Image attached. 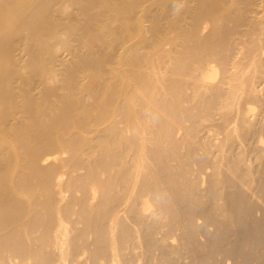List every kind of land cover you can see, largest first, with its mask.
<instances>
[{
  "label": "rangeland",
  "instance_id": "374dc122",
  "mask_svg": "<svg viewBox=\"0 0 264 264\" xmlns=\"http://www.w3.org/2000/svg\"><path fill=\"white\" fill-rule=\"evenodd\" d=\"M52 1H50L49 9L52 13L53 20L57 21V23L60 20V24L65 27L69 25L68 23L70 24L72 23L71 25L74 24L76 26V30H75L76 32L66 35L64 30L60 28L58 29L57 26H56L57 28L52 30L50 33L47 34L45 32V34L48 36L44 34L42 37L45 38L46 43L49 42L47 45L49 46L51 45V48L48 47V50H47V46H45L46 52H44V49L40 50L36 46H34L37 39H34V38L29 39L30 41L32 40V45L30 44L31 42L28 41V37H27L28 32H26L29 30L28 26H21L22 28L19 27L17 30L19 29L20 30L19 31L16 30L17 33H15L16 32L15 31L14 34L12 35L10 34L11 31H9L8 29L6 31L7 33L4 32V34L6 33L5 37H8V40L10 42V55L9 56L11 59V64L6 69L11 75L10 91L12 93L11 99L13 101L10 103L8 102V104L5 106L2 121L8 124L9 127L20 126V125L22 126L23 123L28 121L27 120L28 114L26 115L24 111H21L23 109H20V106H19V104L21 105L23 103V95H26V93L28 96L27 98L28 100L31 99V102L36 101V102L41 103V106H44V108L41 107L43 108L44 113L45 112L50 113V111L52 112V111H55L56 109L58 110V111L56 110L57 113L62 112L59 109L62 108L63 110L66 107V106L64 107L63 104L66 103L65 105H67V102L65 101H68L67 99H70V98L66 99V97H68L69 93H71L70 94L71 98L75 100V101L72 100L73 101L72 103H74V105L70 102L71 100L68 101V104L70 102V104L73 105L69 107L71 108L74 107L75 109L73 112L74 116L80 117L83 114V110L89 111V108H90L91 111H89V113L92 119L98 117L100 111H99V108H97L98 105H96L97 104L96 96H99V95H96V94H98V92L101 91V88L104 85L108 83L113 85V83H115L114 84L115 87L113 86L114 87L113 89L123 94L122 92L123 90L122 91L118 90V88L122 89V86H123V84L121 83L122 81L120 82V80H118L117 78L113 80L109 78V76L112 70L115 71L120 68L121 66L120 61H122L123 60L122 57H124L123 54L126 55L128 53V50L129 52H132V51L134 53L137 52L138 54L136 53L137 54L136 57H139L138 58L139 60L137 59L136 62L140 61L138 63L135 62L136 65L135 63L132 64L133 66L134 65L138 66L137 67L138 69L135 66L134 67L132 66L133 70H131L132 69L131 66L126 67L127 71L130 68L129 72L131 71V73L132 71L136 69H137V72L139 70V73H140V69H144L145 71L149 69L148 64L145 65V63H142L146 61L147 57H148L147 60H149L150 56L152 58L153 56H155L154 58H156L155 59L156 62L154 61V58L152 61H154L155 63H158V64L161 63L164 65L165 62L166 64L167 62H169L168 56L173 55L172 52L175 53L176 51L177 53H179L180 51L181 52L185 51L191 46L192 47H194L195 45L198 46L199 44L203 42L208 43L212 47H219L218 45L221 44L220 46L229 45V46H232L233 48L234 46L236 48L237 47L242 48V49L244 48L242 51V54H240L241 56L239 57L241 60L240 62L243 64L249 63V54L246 53L249 43L257 44L259 48L264 52V0H118V1L113 0L112 2L111 0L110 1L109 0H104V1L102 0H88L87 1L86 0L85 3H84V0H81V1L80 0H52ZM119 1L121 2L118 3ZM81 2L83 3V5L86 4L85 7L82 5ZM114 2L116 3V5H118L119 7L118 9H117V6H115ZM108 3L109 4L114 3L113 5L111 4L113 7L108 5ZM103 5H104V8H103ZM65 7L67 8V10ZM87 20L90 23L87 22ZM57 25H59V23ZM129 31L132 32L133 35L131 33V36H129L130 35ZM112 34L116 36L113 38L114 35ZM99 36H101L100 37L101 39L99 38ZM24 37H25V41L29 43L28 45L24 41ZM249 40L252 42H250ZM124 41H126V43ZM133 48L135 50H133ZM50 49L52 50L49 52ZM177 49H181V50L178 51ZM167 51L169 52L171 51L170 55H169V52ZM40 52L46 53L45 56L47 57L46 60H41L42 61L41 71H40L41 73L40 72H39L40 74L35 73L36 75L31 73L34 76L33 77L29 76L30 78L29 80L25 79L26 77L24 76H26V73H27V68H26L27 65L32 60H34L36 57H38L40 55ZM165 55L168 59H166ZM158 58H160V60ZM259 59H260L259 63L261 65V68H263L262 69L263 71L261 70L262 73L259 76L257 75V78H255V90H256L255 97L250 96V95H248L249 96L248 97L246 96L247 94L244 95L243 98H241L240 100V103H239L240 107L238 106L236 110L234 111V113L230 114V116L231 115L232 116L231 117L229 116V118L233 122L231 123V126L229 127L230 129L232 128L230 130L231 131L230 134L232 133L231 136L229 135L230 137L228 136L229 132L227 130L225 131L223 130V127L225 126L227 118L225 117L223 118L220 115H214L213 118L209 119L208 121L204 119L201 122V124L200 123L196 124L197 120L194 122V120L186 119V121L184 122V126L186 125L185 128L183 127L184 129L182 128L181 130H179L178 133L175 134L176 136L174 137V139L170 140L168 138L164 140L165 144L163 145V150L165 149V151H164L163 157L155 156L154 147H150L151 148L150 151L148 148L149 146L145 149V152L147 153L144 155L145 156L144 164L146 165V168L142 169L140 174L143 176L152 175L153 176L152 180L153 181L155 180L153 182L155 189H152V190L150 189V191L147 190L145 193H143V194H146L144 196V200L150 199V204L151 203L152 204L148 211H146L145 213H140V215L137 214L135 210L131 208L130 206L127 208V210L124 209L121 212L120 214L121 216L119 218L120 220L118 221L116 228H115L116 231L114 232V237H115L114 240L115 242H117L115 244L116 246L118 244L117 249L119 247L118 249L119 253L117 254V256H115V258H111V255H110L111 253L110 248L112 247V242H111L112 235H110V233L108 232L109 230L107 229V226L109 224L110 215L112 214L110 212L115 207L120 205V203L124 201L123 199L126 198V194L125 192H123L124 191L123 186L125 184L124 181L126 180H124V178H123L124 181L122 180V177L124 176L122 174L124 173L126 169L122 166V164L127 165L126 162H128V159H132V157L129 158V156L127 155L122 156V154L120 155L119 153H118V156H120L121 158L117 156H116L117 158H115L114 155L113 157L104 156V154L102 153L103 154L102 155L100 150H97L98 148H95V147H98L96 145H98L99 143L98 140L100 139V137L102 136L105 137L106 133H108L107 126H109L111 122L115 121V124H117V127H120V126L121 127L120 129L116 127V130L118 129V133L112 132L111 135L109 133L107 137L112 136L113 133H114L113 137L114 135H116V139L115 137L114 138L111 137V139H109L110 137H108L109 145L115 148L114 149L115 155L117 154L116 148L117 150L120 149L118 145H119V140L120 139L122 140V136H120V134H122L121 128L122 129L123 127L125 128V124L122 122L120 123L119 121L120 117H115V115L113 117L112 116L113 113H111L113 112V110H115L114 108L117 106L119 102L118 99L122 97L121 94L120 95L118 94L120 96L119 97L117 95V92L115 94L114 99H112L113 101H110V103H113V104L110 105L109 103V106L114 107V108H110L108 106L109 108L105 110V112H107L108 115L112 114L110 116L113 118V119L110 118L111 122H108L109 123L108 125L106 123L104 124L106 125L105 129L103 128L104 127L103 125V126H98V129L93 128L91 129V131L85 133V136L87 135L86 138L89 137L88 139L86 138L85 139L87 142H90V144L88 143L87 146H84L85 147L84 150L86 152L87 151L86 148L88 149L92 148L90 152L88 150L87 153H85L83 151L84 147H82V150H79L80 152H78L79 155L77 154V157L72 161L68 159L69 156L67 155L69 154L62 153L64 155L59 154V156H62L64 159L62 157H61L62 159L59 158L60 160H57L54 163L55 166L53 165V163L52 164L48 163L47 165V163L43 164V162H42L43 165L39 163V166H38L40 172H38V174L36 175L37 176L41 175V178L40 176H38V178H36L37 180L43 179L42 181H45V178L47 177L45 176H44L45 178L42 177L43 175H46L45 172L46 173L50 172L52 174L53 172H56L57 175L55 177L53 175V178L63 177L64 184L67 180H68L67 182L70 181L69 183L66 182L69 188V191H67L66 196H67L68 203L70 202L71 204L72 202L71 204L72 208L69 206L68 208L66 207V209L64 208L66 212H62V214L64 216H68V214H70V216L72 217L69 216L68 218L76 222L77 224L71 223L72 222L71 221L68 225L70 227L69 228L70 233L68 236V240L69 239L70 240L68 241L69 243H67L66 249H68V251L65 250L64 258H62L60 254H58L59 253L58 248L53 247L54 236L52 234L55 228L49 231L45 230L47 226H50V228H53V226L54 227L56 226L55 224L59 217H57L58 214L56 212L57 205L53 206L54 205L53 203L57 201L56 199L57 191L59 189L64 190V188L67 187V186L65 187L64 184H62L63 187L58 186V185H53L55 183L52 182L50 185L54 187H50V185H48L49 187L47 186L50 190V191L48 190L49 192L47 191V187H46V192H45L44 187L41 186V189L40 187H38V190H39V192H37L38 195L43 196V193H44V196L45 195L47 196L49 194L47 198L45 196L46 199H44V197L41 198L43 203L46 204L47 207L43 205V203L41 204V201L39 204L43 205V207H41L40 205L36 206L38 208L40 206L41 209L39 208V211L40 213L42 212L41 214L38 212L37 210L38 208L30 207L29 205L28 207H26V211H25L24 210L25 203L20 199H17L18 200L17 201L16 200L17 196H15L16 195L15 193H13L15 201H11V198L12 200L14 198L13 196L10 197V194L4 195L5 198L7 196L8 199L10 197L11 202L8 201V199L3 198V196H0V203L2 202L1 204L5 205L4 206L0 204V207H1L0 210L3 211L0 213V215L4 214L5 212L4 210H6L5 214L1 217L2 218L5 217L8 220L6 221V219L3 218V220L5 221L2 223L3 220L0 217V221L2 224L0 226H3L2 228L1 227L0 228L1 230L2 229L4 230L6 228L5 229L6 234L10 233L11 231L14 232V233L11 232L12 235L8 234L9 238L7 237L6 234H5L6 235L5 237L3 230L2 232L4 236L2 235V233L0 234V237L3 236L1 238L5 237L4 241L3 239L1 240L0 238L1 240L0 243L2 242L1 247H0L2 249L0 250V257L2 255V252L5 250L3 252V256L1 257L2 263L0 262V264H19V263L20 264H38V263L39 264L40 263L41 264H51L50 262H52V264H264V64H263L264 57L263 58L259 57ZM211 62H213L214 64L210 63V66L214 65L215 67L213 66L214 67L213 71L217 73L214 79H211V82L213 81V83L214 82L217 83L218 80H220L222 76V73H221L222 64L219 63L218 61L217 63L216 60L211 61ZM161 64L160 66L162 68L164 67L165 69L166 65L163 66ZM86 65L88 67V70L85 69ZM141 65L142 67L145 65L147 69L144 68L145 66L143 68H140L139 66ZM82 66L84 67L82 68ZM18 70L20 71L18 72V75H17ZM87 71H90L89 75L87 74L88 73ZM51 72L57 73L58 79H59V80L57 79L58 81L57 83H54L53 81H51L50 79L51 74H52ZM93 73L96 75H94ZM85 75L88 78L85 77ZM71 79L73 80L74 83L72 82ZM115 80H117L116 82L118 83H116ZM87 83L88 84L92 83L93 87H90V89L93 88L94 90H89V88H87V85H88ZM119 83H121V85ZM70 85H71V88L73 87L72 91L68 89ZM116 85L118 87L117 89H116ZM98 87L100 89H98ZM210 91L212 90L207 91V94L205 98L203 99L207 100L209 97H211L210 95H213V91L212 92ZM209 92L212 94H210ZM93 93L95 95H93ZM188 94L191 96L193 94V91L191 89L188 90ZM77 96L80 99L82 97V100H80ZM7 98H10V96H8ZM189 99L190 98H188L187 100ZM115 100H118V101L116 102ZM187 100L185 101V105H187V107L192 106L191 104L194 105V103L195 105H197L196 102L191 103L190 100L189 101ZM46 102H50V103H46ZM94 103H96L95 104L96 106L94 105ZM89 105L92 108H94V111L92 110L91 107H89ZM81 106H83L84 109ZM75 107L76 108L79 107V109H76ZM108 109L109 110L112 109V110L108 111ZM201 110L203 112H201ZM196 111L198 114L200 112L199 114L200 117L202 116V114L205 117L206 111L203 106L197 105ZM94 112H96V114H94ZM238 112H241V113L243 112V114L247 115L244 120L243 118L240 117L243 121L242 120L240 121V118H238L239 120L236 118ZM79 113H80V116H78ZM107 113L105 114L107 115ZM97 114L98 116H96ZM202 118L203 116L201 117V120ZM236 119L238 121H236ZM210 126H212V128ZM213 127H215L216 129ZM41 129L43 128L41 127ZM233 129H235V131H233ZM119 130H121L120 133H119ZM147 130L148 129H146L145 133H147ZM44 131L45 130L43 129V131H41V134L39 132L38 133L39 135L33 136L35 138V139L33 138L35 141H38L39 139L41 140L42 138L41 147H44V148L39 149L40 153L42 154L40 158L48 154L47 151H49L48 148H45L46 147L45 143L48 141V138H46L48 137V133L45 132L46 133L45 135ZM131 132L126 131V134L128 135V137L132 136ZM118 134L121 138L118 136ZM153 136L154 135H152L151 137ZM93 138L94 140H92ZM113 139L115 141H118V143L114 142ZM94 141L96 144L94 143ZM131 141L133 144L131 143ZM91 142H92V145H91ZM129 142L127 143V145L131 144L130 146L135 145V142H136V145L140 143V142L138 143L137 140L136 141L129 140ZM92 146L93 147L95 146V147L93 148ZM1 147L2 146H0V148ZM132 147H135V146H132ZM94 149H96L97 152ZM5 150L7 149L5 148ZM53 150L54 152H57L56 149H53ZM53 150H50L49 152H53ZM92 151L96 152L97 154L93 153ZM88 152L93 155L91 154L89 155ZM5 153L6 151L4 152V148H3V153L0 154V168L2 169L4 167L5 168L4 170L6 171L5 165L7 164L5 163H6V160L9 158V155H6ZM80 153H82L83 155ZM85 156H86V159H85L86 163L85 161H83ZM80 157H84V158L81 159ZM122 157H123L122 161L118 160V158L122 159ZM91 158L93 159V161ZM143 158L144 157H142V162L144 160ZM124 159L125 160L127 159L126 162ZM67 160H69L72 163H70ZM116 160L121 161V163L117 165L116 163L118 161L116 162ZM59 161H61L60 164L64 162L65 163L67 162L70 164L76 163L77 168L75 169V171L74 169H72L74 173L70 171V173L67 172L66 174V172H64L66 171V169L63 168V164L62 166L59 164ZM129 161L131 162V160ZM101 162L103 165L111 163V162L112 164L115 163L116 165L114 166L116 168L114 170V166L111 164L112 167L110 166L108 171H105L102 168L103 165L100 164ZM78 164L82 167V169L84 167V169L83 170L80 169L81 167H79ZM40 165L42 167H40ZM56 166H57V170L58 168H61V170L63 169L64 171L55 170ZM85 166L91 169L92 168L95 169V171L98 173H96L95 175V171L94 172L93 170L90 171V169L88 170V168ZM98 167H100L101 169ZM119 167L121 168L123 167V169L120 168L122 173H120ZM1 169L0 171L4 173L5 171ZM77 169L78 171H76ZM42 170L43 171L45 170V171L43 172ZM87 170H88V174H85ZM109 170L111 174H109ZM80 173H82L85 176L87 175L86 179L88 178L89 179L88 180L84 179L85 177H83V175L81 174L84 180H82L80 184L79 183L77 184L78 180L81 181L82 179V177L79 175ZM64 174L66 177L64 176ZM98 174L100 175V177ZM104 174L105 175L107 174V175L105 176ZM67 175L69 177H67ZM91 175L92 177L93 176L95 177L97 176V178L99 177V181L104 186L108 184L110 190L109 191L107 190L108 191L107 196H108V193H110V191L112 192V194H109V196L110 195L111 196L107 197L108 200L110 199V201H107L109 203L106 202L107 200L106 198L105 201H102V203L100 202L101 205H99V203L93 207L82 205L83 200H84V196H83L84 194L82 190L85 189L84 186L91 187V185H93L94 183L93 181H89L94 178V177L92 178ZM37 176H33V177H37ZM70 176L73 178H71ZM76 176L78 177L77 179H76ZM114 176L118 181L121 180L120 181L121 183L119 182L120 184L117 182ZM15 177L16 176L14 175L12 176V178H15ZM109 178L111 180L113 179L112 181L114 182L116 181L115 183L118 186L112 187L113 185L115 186V183L112 185L109 184L108 183L110 181ZM71 179L72 181L73 180L76 181L74 182L77 184V187L79 189H81L83 185L84 189L80 190L81 193L80 191H76V194H75V190H77L75 183H74V186L72 185V189L73 190L74 188L76 189L74 191L71 190V188L69 187V185L71 186ZM101 180L104 182H102ZM54 182H56V180H54ZM122 183L123 185H121ZM87 184H90V185H87ZM78 185H80L81 188ZM118 187L119 188L121 187L122 189L121 188L119 189ZM50 188L52 190L54 189L53 193L54 195H56L55 197L52 196L53 194ZM111 188H113V190H111ZM42 189H44V191ZM54 191L56 192V194ZM51 196L54 198V201L53 199L51 200L50 198ZM77 196H79L80 198L79 197L77 198ZM74 197L76 201L74 200ZM1 199L3 201H1ZM4 199L7 200V203L9 202L8 205ZM77 199H79L80 201ZM19 201L20 202L22 201L23 204H21ZM12 202L13 203L16 202L15 204L17 203L21 204V205H18V204L17 205L21 206L20 208L22 209L24 208L23 210L21 209L20 211V208L16 206L20 212L17 214V216L15 212L17 213L16 210L18 209H16L15 205L13 204L14 207L13 205H11L12 208L11 206H9L10 204H12ZM73 202L74 203L76 202V203L74 204ZM47 203L49 204L52 203V204L47 205ZM76 204H78L79 207L76 206ZM72 205H75V206H72ZM26 206H27V203H26ZM52 206L55 207V210H51L53 208ZM3 207H5L6 209ZM27 208L28 210L29 208L31 209L33 208V209L29 210V212L27 213L28 211ZM70 208L74 210V214H73V211H70L71 210ZM81 208H84L85 210ZM9 209H10V213H9ZM34 209H36L37 211ZM47 211L48 213L51 211L53 214L52 213L48 214ZM21 212L23 214H21ZM30 212H33V214L32 213H31L32 215L29 214ZM71 212L75 216V218L73 215H71ZM80 212H82L81 213L82 216L79 215ZM102 213H104L105 215ZM25 214H28L26 215V217L28 216L27 220L29 222L26 220ZM39 214L40 216H43L42 220L44 219L45 221L46 220L48 221L44 222V220L43 221L39 220L38 227L36 226V228H34L35 227L34 225L37 224L34 221H36V219L38 220V218L39 219L41 218L39 216L37 217V215ZM46 214H47V217L48 215H51V216L47 218ZM54 214L55 215L57 214V216H55ZM153 214H157V215L163 214V215L161 217L158 215L159 217L158 219L157 215H153ZM33 215H35L36 218ZM15 216L17 218L19 217L18 218L19 222H17L18 220ZM165 216H167L168 218ZM50 218L54 219L55 222L54 220L52 222ZM76 218H79V219L77 220ZM20 219H22V222L20 221ZM77 221H79L80 223L78 224ZM8 222L10 223L8 226L9 230H7ZM40 222L41 223L44 222L45 229H43L44 227L42 228V226L44 225H42ZM19 223L20 225L18 226ZM21 223L23 226L21 225ZM39 223L42 226H39L40 225ZM30 224H34V225H30ZM51 224H54V225H52L51 227ZM73 225H77V226H73ZM10 226L12 227L9 228ZM15 226L17 227L18 230L15 229L16 228ZM28 226H31V227L28 228ZM41 228L44 230V232H42L43 230ZM34 229H36V232H34L35 231ZM27 230L29 231V234ZM106 230L108 231L106 232ZM21 231L24 233H22ZM31 231H33L35 235L33 233H30ZM19 233L22 235V238L24 240L23 239L21 240V236ZM14 234H17L19 236L18 237L16 235L17 236L16 238H18L17 240L14 239L15 238ZM42 234H44L43 237L46 236V238H42ZM11 236L13 238H11ZM100 236L102 238H100ZM33 237L34 239L35 237L39 238V241L41 243L38 242L37 239L34 240ZM5 239L8 241L13 239L14 241L11 240L13 242L10 241V243H13L12 245L18 242L17 245L20 246L19 248H17L16 244L14 245L15 248L18 250L13 248L14 246L11 247V244L9 242L6 243ZM46 239H48L49 241H47ZM50 240H53V241L51 242ZM30 241H32L31 243H33L34 241L35 242L31 244ZM47 242L51 243L52 245L50 246V244ZM4 243L7 244L6 247L10 246L11 249L13 248L12 249L13 251L9 248L5 249L4 245L6 244ZM25 243L27 246L28 245L29 246L27 247ZM44 244L45 245L47 244L46 248L48 250L45 249L46 253H44L45 252ZM33 245L35 246L37 245L38 247H35ZM40 246L42 247L44 246L43 249L39 248ZM30 247L32 248V250L39 248L40 253L42 254L43 257H39L41 256V254L40 253L35 254L36 252L33 250L35 254V255L33 254L34 256L39 255L38 256L39 258H37L36 260L35 259L36 257L32 256L33 251L31 250ZM50 247L53 249H51ZM20 248L22 249V251ZM29 248L30 250L26 252ZM7 249H9V252L10 251L11 252L10 253L7 252L8 251ZM14 249L16 250L17 253L15 252ZM39 249L38 250L36 249V251L38 252ZM54 249H55V252L52 251ZM41 250H43V252H41ZM18 251H19V255L23 254V258L25 259L19 260V258H22L21 257L22 255L18 257ZM5 252H7L8 255ZM12 252H15L13 253L14 255L12 254ZM51 252H54V253L51 254ZM25 253L29 255L26 256ZM11 254L13 257L10 256ZM6 256L7 257L9 256V257L7 258ZM33 257L36 260V263L34 262L35 260L33 259ZM1 258H0V261H1ZM12 258H13L12 261L15 263L11 261ZM17 260L21 262H18Z\"/></svg>",
  "mask_w": 264,
  "mask_h": 264
},
{
  "label": "bare ground",
  "instance_id": "6f19581e",
  "mask_svg": "<svg viewBox=\"0 0 264 264\" xmlns=\"http://www.w3.org/2000/svg\"><path fill=\"white\" fill-rule=\"evenodd\" d=\"M50 1H52V0H0V146H2L1 148H0V154H2L3 153V148H4V152L6 151V155H9V158L6 160V163L5 164H7V165H5L6 166V171L4 170L5 168L3 167L2 169H3V171H5L4 173H2L1 171V173H0V175H2V176H0V196H3V198H5V196L4 195H7V194H10V197L11 196H13V198H14V195H13V193H15L16 195L15 196H17L16 197V200L17 199H20V200H22L25 204V206H24V210L26 211V207H28V205L30 206V207H34V208H38V207H36L37 205H40L41 207H43V205H45L46 206V204H44L43 203V201H42V199L41 198H43L44 197V199H46L47 198V196L49 195H45L46 196V198H45V196H44V193H43V196L41 197L40 195H38V193L37 192H39V190H38V187H40V189H41V186L42 187H44L45 188V192H46V187L48 186V185H50L52 182L53 183H55V184H53V185H58V186H61V187H63L62 186V184H64L63 183V177L61 178V177H56V178H53V175H54V177L57 175V173L56 172H53V174L52 173H46L45 172V174L47 175H43L42 177L43 178H45V177H47V178H45V181H42L43 179H36V178H38V176H40V178H41V175H36V174H38V172H40L39 171V168H38V166H39V163L41 164V165H43L44 163H47V165H48V163L50 164H52L53 163V165L55 166V162L57 161V160H60L59 158H61L62 156H59V154H62V153H66V154H69V155H67V156H69L68 157V159L69 160H74L76 157H77V154H78V152H80L79 150H82V147H84V146H87V144L89 143L90 144V142H87L86 141V139H88L89 137H87L86 138V136H85V133L86 132H89V131H91V129H98V126H103L105 123L108 125L109 123L108 122H111V120H110V118H112V117H110L111 115L109 114L108 115V113L107 112H105V110H107V108H114V107H111V106H109V103H110V101H113L112 99H114V97H115V94H116V92H117V95L119 94H121V93H119L118 91H116V90H114L113 88L115 87L114 86V84L115 83H113V85H111L110 83H108V84H106V85H104L102 88H101V91L100 92H98V94H96V95H99V96H96L97 97V104L96 103H94V105L96 104V105H98V107L97 108H99V116H98V114L96 115V116H98V117H96V118H93L92 119V117L90 116V113H89V111H91V109L89 108V107H91L90 105H89V111H86V110H83L84 109V107L83 106H81L82 108V110H83V114L80 116V113H81V111H80V113L78 114V116H80V117H77V116H74V107L73 108H71V107H69V106H71L72 104L74 105V103H72L73 101L72 100H74V99H72L71 98V93H69V95H68V97H66V99L67 98H70V99H67L68 101H70L72 104H70V102H69V104H68V101H65V102H67V105H65V104H63L64 105V109L62 110V108L61 109H59V110H61L62 112H59V113H57L56 112V110L55 111H50V113L48 112V113H44V110H43V108H44V106H41V103H39V102H31V99H27L28 98V96H27V93H26V95H23V103L20 105L19 104V106H20V109H23V110H21V111H24V113H26V115L28 114V117H27V122H25V123H23V125L21 126H14V127H9L8 126V124H6L5 122H3L2 121V119H3V112H4V109H5V106L8 104V102L10 103V102H12L13 100L11 99V96H12V93H11V91H10V89H11V87H10V85H11V81H10V78H11V75H10V73L7 71V69L6 68H8L9 67V65L11 64V59H10V42H9V40H8V37H5L6 35V31H7V29L9 30V31H11V35L12 34H14V32L20 27V28H22L21 26H28V28H29V30L28 31H26V32H28V34H27V37H28V41L29 42H31L30 44L32 45V40L30 41L29 39H37V41H36V43H35V45L34 46H36L38 49H44V52H46V50H45V46H47V50H48V47H50L51 48V45L49 46V45H47L48 43H46V40H45V38H43L42 36L45 34V32L48 34V33H50L52 30H54L55 28H57L58 27V29L60 28V29H62V30H64V32L66 33V35H69V34H71V33H74V32H76L75 30H76V26L73 24V25H71L70 23H68L66 26L67 27H65V26H63V25H61L60 24V20H59V25H57L58 23H57V21H55V20H53V17H52V13H51V11H50V9H49V4H50ZM81 1V0H80ZM85 1L86 0H84V3H85ZM88 1V0H87ZM102 1H104V0H102ZM110 1V0H109ZM109 1H107V2H109ZM113 0H111V2H112ZM118 1V0H117ZM116 1V2H117ZM52 2H54V1H52ZM121 1H119L118 3H120ZM71 3V2H70ZM82 3V2H81ZM87 3V2H86ZM91 3H92V1H91ZM95 3V2H94ZM105 3V2H104ZM115 3V2H114ZM114 3H111L112 5L114 4ZM52 4V3H51ZM76 4V3H75ZM90 4V3H89ZM111 4H109L108 3V5H110V6H112ZM82 5H83V3H82ZM86 5V4H85ZM85 5H83L84 7H85ZM91 5V4H90ZM94 5H96V4H94ZM107 5V4H106ZM107 5V6H108ZM77 6V5H76ZM115 6H117V9L119 8L118 7V5H116V3H115ZM208 6V5H207ZM67 7V6H66ZM65 7V8H66ZM71 7H73V6H71ZM86 7H88V6H86ZM113 7V6H112ZM121 7V6H120ZM124 7V6H123ZM200 7V6H199ZM101 8V7H100ZM103 8H104V5H103ZM116 8V7H115ZM56 9V8H55ZM80 9V8H79ZM89 9V8H88ZM114 9V8H113ZM211 9V8H210ZM65 10V9H64ZM66 10H67V8H66ZM115 10V9H114ZM113 10V11H114ZM59 11V10H58ZM85 11V10H84ZM97 11V10H96ZM186 11V10H185ZM192 11V10H191ZM214 11V10H213ZM124 12V11H123ZM204 12V11H203ZM58 13V12H57ZM65 13H66V11H65ZM213 15V14H212ZM94 16V15H93ZM58 18V17H57ZM208 18V17H207ZM56 19V18H55ZM92 19V18H91ZM95 19V18H94ZM119 19V18H118ZM206 19V18H205ZM217 19V18H216ZM73 20V19H72ZM195 21V20H194ZM65 22H67V21H65ZM81 22V21H80ZM87 22H89L88 20H87ZM61 23H63V22H61ZM90 23V22H89ZM212 23V22H211ZM93 25V24H92ZM57 26V27H56ZM181 27V26H180ZM200 27V26H199ZM26 28V27H25ZM78 28V27H77ZM57 29V30H58ZM20 30V29H19ZM19 30H17V31H19ZM56 30V31H57ZM128 30V29H127ZM195 30V29H194ZM199 30V29H198ZM201 30V29H200ZM8 31V32H9ZM17 31L15 32V33H17ZM93 31V30H92ZM117 31V30H116ZM130 31H132V30H130ZM129 31V33H130V35H129V33H128V35L129 36H131V33L132 32H130ZM175 31V30H174ZM202 31V30H201ZM4 32H6L5 34H4ZM180 32V31H179ZM200 33V32H199ZM9 34V35H10ZM52 34V33H51ZM190 34V33H189ZM26 35V34H25ZM46 35V34H45ZM54 35V34H53ZM90 35V34H89ZM112 35H114V34H112ZM127 35V36H128ZM132 35H133V33H132ZM46 36H48V35H46ZM45 36V37H46ZM72 36V35H71ZM111 36V35H110ZM116 35H114L113 36V38L115 37ZM125 36V35H124ZM249 36V35H248ZM10 37V36H9ZM40 37V38H39ZM42 37V38H41ZM53 37V36H52ZM65 37V36H64ZM63 37V38H64ZM83 37V36H82ZM97 37V36H96ZM101 36H99V38H100ZM109 37V36H108ZM118 37V36H117ZM51 38V37H50ZM72 38V37H71ZM79 38H81V37H79ZM98 38V37H97ZM128 38V37H127ZM178 38V37H177ZM191 38V37H190ZM215 38V37H214ZM16 39V38H15ZM101 39V38H100ZM108 39V38H107ZM176 39V38H175ZM27 40V39H26ZM54 40V39H53ZM106 40V39H105ZM115 40H116V38H115ZM130 40V39H129ZM24 41H25V37H24ZM66 41V40H65ZM64 41V42H65ZM95 41V40H94ZM184 41V40H183ZM236 41V40H235ZM244 41V40H243ZM250 41V40H249ZM26 42V44L28 45L29 43L27 42V41H25ZM67 42V41H66ZM86 42H88V41H86ZM125 43H126V41H124ZM209 42V41H208ZM214 42V41H213ZM242 42V41H241ZM250 42H252V41H250ZM90 43V42H89ZM114 43V42H113ZM117 43V42H116ZM183 43V42H182ZM215 43V42H214ZM218 43V42H217ZM240 43V42H239ZM243 43V42H242ZM34 44V43H33ZM109 44V43H108ZM184 44V43H183ZM219 44V43H218ZM217 44V45H218ZM231 44V43H230ZM64 45V44H63ZM67 45H68V43H67ZM215 45V44H214ZM221 45V44H220ZM220 45H218L219 47H212L211 45H209L208 43H205V42H203V43H201V44H199L198 46H194V47H189L188 49H184L185 51H180L181 49H177L178 51H180L179 53H177L176 51H175V53L174 52H172V54L173 55H170V52L169 51H167V52H169V55L170 56H168V58H169V62H167V64H166V62H165V64L163 65V64H161V63H155L156 61H155V59L156 58H154L155 56H153V58H154V61H152L153 60V58L151 59L150 57H149V60H147L148 59V57H147V59H146V61L145 62H142V63H145V65H149L148 67H149V69H147L146 68V66L144 67V68H146L147 70L145 71L144 69H140V73H139V70H138V72H137V67L138 66H135L136 65V63H138V62H140V61H138V62H136L137 61V59L139 58V57H136L137 56V52H129V50H128V53L126 54V55H124L123 54V56L124 57H122V61H120L121 63V66H120V68L118 69V70H115L114 68V70L115 71H111L110 72V76H109V78H111V79H115V78H117L118 80H120V82L123 84V86H122V89H119L118 87H117V85H116V89L118 88V90L119 91H122L123 92V94H121L122 95V97L120 98V99H118L119 100V102H118V104H117V106L114 108L115 110H113V112H111V113H113V117H114V115H115V117H120V123L122 122V123H124L125 124V128L123 127V129H125V130H123L122 128H121V130H122V134H120V136H122V140L120 139L121 137L119 136V134H118V136L120 137L119 139L121 140H119V147H120V149H119V147H118V149L119 150H117V148H116V152H117V154L115 155V152H114V149L115 148H113L112 146H110L109 145V139H111V137H113V134L114 133H118V129H120V127H117V124H115V121H113V122H111L110 124H109V126H107V129H108V133H106V136L105 137H100V139L98 140L99 141V143H98V145H96V146H98V147H95V148H98L97 150H100V152H101V154L103 153L104 154V156H111V157H113V155L115 156V158H117V157H120V156H118V153L121 155L122 154V156H129V158H131L132 157V159H128V162H126V160H125V162L127 163V165H123L122 164V166L126 169L125 171H124V173L122 174V175H124L123 177H122V180H123V178H124V180H126V181H124V186H123V192H125V194H126V198H124L123 200V202L122 203H120V205H118L117 207H115L110 213H112L111 215H110V219H109V224H108V226H107V229L109 230H106V232L108 231L109 233H110V235H112V247L110 248L111 250V253L110 252H108V253H110V255H111V258H115V256H117V254L119 253L118 252V249H119V247H118V249H117V246H118V244H117V246H116V244L115 243H117V242H115V237H114V232L116 231V225H117V223H118V221L120 220L119 218H120V214H121V212L125 209V210H127V208L130 206L131 208H133L134 210H135V212L137 213V214H139L140 215V213H145L146 211H148L149 209H150V207H151V204H150V199L149 200H144V196L146 195V194H143V193H145L147 190H149L150 191V189L152 190V189H155V186L153 185V182L155 181H153L152 179H153V176L151 175V176H149V175H145V176H143V175H141L140 174V172L142 171V169H145L146 168V165L144 164L145 163V154H147L146 152H145V149L148 147L149 148V151H150V147H154V149H155V156H157V157H163V154H164V151H165V149L163 150V145L165 144L164 142V140L165 139H170V140H172V139H174V137L176 136L175 134L176 133H178V131L179 130H181L183 127L185 128V126H184V122L186 121V119H189V120H194V122L196 121V124L197 123H200L201 124V122L205 119V120H209V119H211V118H213V116L214 115H220V116H222L223 118L225 117V118H227L226 119V123H225V126L223 127V130L225 131V130H227L229 133H228V136L230 135L231 136V134H230V130L232 129H230L229 127L231 126V123H233L232 121H231V119L229 118V116H230V114H233L234 113V111L236 110V108L239 106V103H240V100H241V98H243V96L244 95H246V96H248V95H250V96H254L255 97V78H257V75L259 76L261 73H262V69L263 68H261V65H260V63H259V61H260V59H259V57L260 58H263L264 57V52L259 48V46L257 45V44H252V43H249L248 44V48H247V51H246V53H248L249 54V63L248 64H243V63H241L240 61V54H242V51H243V49L242 48H239V47H235L234 46V48L232 47V46H229V45H223V46H220ZM233 45H234V43H233ZM179 46V45H178ZM54 47V46H53ZM114 47V46H113ZM138 47V46H137ZM153 47V46H152ZM177 47V46H176ZM182 47V46H181ZM244 47V46H243ZM136 48V47H135ZM140 48V47H139ZM147 48V47H146ZM161 48V47H160ZM172 48H174V47H172ZM183 48V47H182ZM112 49V48H111ZM130 49V48H129ZM52 49H50L49 50V52L51 51ZM55 50V49H54ZM133 50H135L134 48H133ZM159 50V49H158ZM157 50V51H158ZM161 50V49H160ZM246 50V49H245ZM43 51V50H42ZM145 51V50H144ZM172 51H174V50H172ZM48 52V51H47ZM48 52V53H49ZM148 52V51H147ZM152 52V51H151ZM54 53V52H53ZM52 53V54H53ZM124 53V52H123ZM137 53V54H136ZM166 53V52H165ZM164 53V54H165ZM148 54V53H147ZM12 55V54H11ZM46 55V53H41L40 52V55L38 56V57H36L34 60H32L28 65H27V73H26V76H24V77H26L25 79H27V80H29L30 78H29V76H34V75H36L35 73H38V74H40L41 72V60H46L47 59V57L45 56ZM162 55V54H161ZM168 55V54H167ZM51 56V55H50ZM247 56V55H246ZM164 57V56H163ZM165 57H166V55H165ZM164 57V58H165ZM141 58V57H140ZM167 57H166V59H168ZM13 59V58H12ZM38 59V60H37ZM159 60H160V58H158ZM163 59V58H162ZM139 60V59H138ZM141 60V59H140ZM151 60V61H150ZM165 60V59H164ZM214 60H216V62L218 61L219 63H221L222 64V66H221V70H222V76H221V79L220 80H218V82L216 83V82H214L213 83V81L211 82V79H214V77L216 76V74L217 73H215L213 70V68L215 67L214 65V67L213 66H210V63H212V64H214L213 62H211V61H214ZM264 60V59H263ZM53 61V60H52ZM163 61V60H162ZM168 61V60H167ZM48 62V61H47ZM136 62V63H135ZM157 62H159V61H157ZM217 62V63H218ZM49 63V62H48ZM118 63V62H117ZM135 63V67L137 68L136 70H134V71H132V73H131V71L129 72V70H130V68L128 69V71L126 70L127 68L126 67H128V66H133L132 64H134ZM97 64V63H96ZM141 64V63H140ZM160 64L161 65H163V66H165L166 65V67H165V69H164V67L162 68L161 66H160ZM264 64V63H263ZM138 65V64H137ZM52 66V65H51ZM91 66V65H90ZM118 66V65H117ZM133 66V67H134ZM263 66V65H262ZM44 67V66H43ZM84 66H82V68H83ZM133 67H132V69L131 70H133ZM140 68H143L142 67V65L141 66H139ZM11 68V67H10ZM16 68V67H15ZM25 68V69H26ZM50 68V67H49ZM79 68H80V66H79ZM85 69H87L88 70V67H87V65H86V67H85ZM84 69V70H85ZM162 69H164V70H162ZM52 70V69H51ZM79 70V69H78ZM77 70V71H78ZM90 70V69H89ZM92 70V69H91ZM99 70V69H98ZM142 70V71H141ZM219 70V69H218ZM220 70V71H221ZM262 70V71H261ZM14 71V70H13ZM16 71V70H15ZM20 70H18L17 71V75H18V72H19ZM93 71H94V69H93ZM101 71V70H100ZM162 71H164V72H162ZM6 72H8V73H6ZM40 72V73H39ZM75 72V71H74ZM80 72V71H79ZM88 72V73H87ZM86 73L89 75V72L90 71H87ZM142 72H144V73H142ZM34 74V75H32V74ZM52 74H51V81H53L54 83H57L58 81H57V79H58V75H57V73H53V72H51ZM95 73H96V71H95ZM137 73V74H136ZM140 75H139V74ZM142 73V74H141ZM37 74V75H38ZM83 74V73H82ZM85 74V73H84ZM86 74V75H87ZM94 74V73H93ZM98 74V73H97ZM215 74V75H214ZM85 75V77H87ZM92 75V74H91ZM90 75V76H91ZM94 75H96V74H94ZM101 75V74H100ZM60 76V75H59ZM74 76V75H73ZM106 76V75H105ZM89 77V76H88ZM87 77V78H88ZM93 77V76H92ZM101 77V76H100ZM14 78H15V76H14ZM95 78H97V77H95ZM107 78V77H106ZM93 79V78H92ZM108 79V78H107ZM27 80H26V82H27ZM59 80V79H58ZM72 80V79H71ZM95 80V79H94ZM110 80V79H109ZM81 81V80H80ZM103 81H104V79H103ZM117 80H115V82H116ZM64 82V81H63ZM72 82H73V80H72ZM74 83V82H73ZM116 83H118V82H116ZM121 83H119L120 85H121ZM30 84V83H29ZM88 84V83H87ZM90 84V83H89ZM88 84V85H89ZM118 84V85H119ZM68 85H69V83H68ZM75 85V84H74ZM88 85H87V88H89V90H94L93 88H91L90 89V87H93V85H92V83L89 85V87H88ZM62 86V85H61ZM114 86V87H113ZM57 87V86H56ZM85 87V86H84ZM16 88V87H15ZM73 88V87H72ZM72 88H71V85H70V87L68 88L69 90H71L72 91ZM86 88V89H87ZM98 89H100L99 87H98ZM192 90L193 91V94L190 96L189 94H188V90ZM82 90H83V88H82ZM208 90H212L213 91V95H210L211 97H209L207 100L206 99H203V98H205V96H206V94H207V91ZM27 91V90H26ZM76 91V90H75ZM212 91H210V92H212ZM28 92V91H27ZM209 92V93H210ZM23 93H24V91H23ZM90 93H92V92H90ZM95 93V92H94ZM93 93V95H95ZM97 93V92H96ZM11 94V95H10ZM210 94H212V93H210ZM73 95H74V93H73ZM116 95V96H117ZM118 95V96H119ZM190 97H189V96ZM8 96H10V98H7ZM91 96V95H90ZM117 96V97H118ZM60 97V96H59ZM72 97H74V96H72ZM78 97V96H77ZM93 97V96H92ZM95 97V98H96ZM120 97V96H119ZM118 97V98H119ZM249 97V96H248ZM79 98V97H78ZM90 98V97H89ZM188 98H190L189 100H190V102L192 103H194V102H196V104L197 105H201V106H203L204 107V109H205V111H206V115H205V117H204V115L202 114V116H203V118H202V120H201V117L199 116V114H200V110L198 111L199 112V114L197 113V111H196V107H197V105H195V103H194V105L193 104H191L192 106H190V107H187V105H185V101L188 99ZM251 98V97H250ZM22 99V98H21ZM44 99V98H43ZM61 99V98H60ZM80 99V98H79ZM26 100H27V102H26ZM80 100H82V97H81V99ZM84 100V99H83ZM118 100H115L116 102L118 101ZM189 100H187V101H189ZM45 101H47V100H45ZM75 101V100H74ZM77 101V100H76ZM95 101H96V99H95ZM57 102H59V101H57ZM56 102V103H57ZM79 102V101H78ZM82 102V101H81ZM80 102V103H81ZM84 102V101H83ZM17 103H19V102H17ZM46 103H50V102H46ZM64 103V102H63ZM76 104V103H75ZM87 104V103H86ZM111 104H113V103H110V105ZM188 104V103H187ZM190 104V103H189ZM13 105V104H12ZM48 105V104H47ZM72 105V106H73ZM85 105V104H84ZM95 105V106H96ZM116 105V104H115ZM114 105V106H115ZM55 106V105H54ZM75 106H77V105H75ZM109 106V107H108ZM113 106V105H112ZM41 107H43V108H41ZM46 107V106H45ZM58 107V106H57ZM200 107V106H199ZM240 107V106H239ZM76 108V107H75ZM92 108V107H91ZM96 108V107H95ZM76 109H79V107L78 108H76ZM86 109V108H85ZM47 110V109H46ZM92 110L94 111V108H92ZM112 110V109H111ZM111 110H109L108 109V111H111ZM18 111V110H17ZM20 111V110H19ZM58 111V110H57ZM64 111V112H63ZM92 111V112H93ZM98 111V110H97ZM204 111V112H205ZM77 112H79V111H77ZM201 112H203L202 110H201ZM72 113H73V115H72ZM105 113H107V115H108V117H107V115L105 114ZM94 114H96V112H94ZM236 115V114H235ZM24 116V115H23ZM94 116V115H93ZM207 116V117H206ZM232 116V115H231ZM230 116V117H231ZM246 116L247 115H245V114H243V112L241 113V112H238V114H237V119L238 118H243V120L246 118ZM78 118V119H77ZM240 118V121L242 120ZM8 119V118H7ZM45 119V120H44ZM113 119V118H112ZM236 119V121H238ZM110 120V121H109ZM117 120V119H116ZM242 120V121H243ZM20 121V120H19ZM245 121H247V120H245ZM24 122V121H23ZM117 122V121H116ZM205 122V121H204ZM203 122V123H204ZM120 123H119V125H120ZM224 123V122H223ZM235 123V122H234ZM237 123V122H236ZM18 124V123H17ZM186 124V123H185ZM210 125V124H209ZM13 126V125H12ZM41 127L45 130L44 131V133L46 132V133H48V137H46V138H48V141L45 143V145H46V147L45 148H48V150L50 151V150H53V149H56V151L57 152H54V150H53V152H49V151H47L48 152V154H46V153H44V154H46V155H44L42 158H40V156L42 155L41 153H40V148H44V147H41V140H42V138H41V140L39 139L38 141H35L34 139V137L33 136H35V135H39L38 133L40 132V134H41V131H43V129H41ZM105 127H106V125H104V129H105ZM116 127L118 128L117 130H116ZM211 128H212V126H210ZM145 128V129H144ZM183 128V129H184ZM213 128H215V127H213ZM100 129V128H99ZM102 129V128H101ZM144 129V130H143ZM146 129H148L147 130V133H145V131H146ZM202 129V128H201ZM216 129V128H215ZM236 129V128H235ZM235 129H233V131H235ZM76 130V131H75ZM121 130H119V133H120V131ZM210 130V129H209ZM75 131V132H74ZM126 131H132L131 133H132V136L131 137H128V135L126 134ZM144 131V132H143ZM211 131V130H210ZM232 131V132H233ZM112 132H114L113 134H112V136H108V137H110L109 139H108V137H107V135L110 133V135H111V133ZM190 132V131H189ZM198 132V131H197ZM46 133H45V135H46ZM94 133V132H93ZM225 133V132H224ZM90 134V133H89ZM102 134H104V133H102ZM151 134V135H150ZM189 134H191V133H189ZM261 134V133H260ZM101 135V134H100ZM152 135H154L153 137H151ZM226 135V134H225ZM92 136H93V134H92ZM95 136H97V135H95ZM117 136V137H118ZM229 136V137H230ZM114 137H115V139H116V135H114ZM113 137V138H114ZM34 138V139H33ZM45 138V139H46ZM86 138V139H85ZM90 138H92V137H90ZM180 138V137H179ZM38 139V138H37ZM36 139V140H37ZM91 140V139H90ZM92 140H94V138L92 139ZM91 140V141H92ZM96 140V139H95ZM107 140V141H106ZM118 140V139H117ZM129 140H137L138 141V143L139 144H137L136 145V142H135V145H132V146H135V147H132V146H130L131 144H129V145H127V143L129 142ZM190 140V139H189ZM113 141L114 142H117L118 143V141H115L114 139H113ZM174 141V140H173ZM229 141V140H228ZM43 142V141H42ZM45 142V141H44ZM87 142V143H86ZM93 142V141H92ZM92 142H91V145H92ZM111 142V141H110ZM203 142V141H202ZM94 143H95V141H94ZM94 143H93V145H94ZM113 143V142H112ZM111 143V144H112ZM130 143V142H129ZM131 143H132V141H131ZM96 144V143H95ZM133 144V143H132ZM178 144V143H177ZM204 144V143H203ZM42 145H43V143H42ZM114 145V144H113ZM115 146H116V144H115ZM89 147H91V146H89ZM93 147V146H92ZM93 147V148H94ZM221 147V146H220ZM5 148L7 149V150H5ZM85 147L83 148V151L85 152ZM87 149V151L89 150V152H90V150L92 149V148H90V149H88V148H86ZM1 150H2V152H1ZM96 152H97V150L96 149H94ZM43 151H45V150H43ZM83 151H81V152H83ZM87 151L85 152V153H87ZM196 151V150H195ZM42 152V151H41ZM88 152V153H89ZM93 153H95V154H97L96 152H94V151H92ZM99 152V151H98ZM99 152V153H100ZM144 152V153H143ZM152 152V151H151ZM150 152V153H151ZM39 153H40V155H39ZM58 153V154H57ZM135 153H137V154H135ZM65 154V155H66ZM80 154H82V153H80ZM91 153H89V155H90ZM102 154V155H103ZM149 154V153H148ZM153 154V155H154ZM5 155V156H6ZM39 155V156H38ZM62 155H64V154H62ZM79 155V154H78ZM83 155V154H82ZM91 155H93V154H91ZM99 155V154H98ZM101 156V155H100ZM117 156V157H116ZM244 156V155H243ZM243 156H241V157H243ZM65 157V156H64ZM142 157H144L143 159V162H142ZM63 158V157H62ZM61 158V159H62ZM66 158V157H65ZM81 159H83L84 157H80ZM121 158V157H120ZM120 158H118V160H123V157H122V159H120ZM126 158V157H125ZM64 159V158H63ZM85 159H86V156H85V158H84V160L83 161H85ZM92 159V158H91ZM102 159V158H101ZM242 159V158H241ZM69 160H67V161H69ZM110 160H111V158H110ZM118 160H116V162L118 161ZM129 160H131V162L129 161ZM2 161V160H1ZM4 161V160H3ZM63 161H65V160H63ZM62 161V162H63ZM79 161H80V159H79ZM92 161H93V159H92ZM95 161V160H94ZM99 161H101V160H99ZM114 161V160H113ZM121 161H118L116 164L118 165L119 163H121ZM168 161V160H167ZM42 162H43V164H42ZM70 162V161H69ZM89 162V161H88ZM96 162V161H95ZM103 162V161H102ZM102 162L100 163V164H102ZM61 163V161H59V164ZM70 163H72V162H70ZM70 163H62L63 164V168H65L66 169V171H64L63 169L61 170V168H58V170H57V166L55 167V168H53V169H55V170H57V171H59V170H61V171H64V172H66V174H67V172H69L70 173V171H72L73 172V170L72 169H74V171H75V169L77 168L76 167V163L75 164H70ZM74 163V162H73ZM85 163H86V161H85ZM91 163V162H90ZM105 163V162H104ZM107 163V162H106ZM62 164H60L61 166H62ZM98 164V163H97ZM111 164H112V162L111 163H108V164H102L101 166H102V168L105 170V171H108V169H109V167L111 166ZM115 163L114 164H112L113 166L114 165H116ZM40 165V167H42ZM57 165V164H56ZM79 165V164H78ZM77 165V166H78ZM89 165V164H88ZM87 165V166H88ZM93 165V164H92ZM92 165H91V167H92ZM96 165V164H95ZM45 166H46V164H45ZM53 166V167H54ZM59 166V165H58ZM87 166H85V167H87ZM44 167V166H43ZM47 167H49V166H47ZM79 167H81L80 165H79ZM112 167V166H111ZM123 167L121 168V167H119V171H120V173H122V171L120 170V168L121 169H123ZM46 168V167H45ZM44 168V169H45ZM88 168V170L90 169V171L91 170H93V172L95 171V169H91V168H89V167H87ZM98 168H100V167H98ZM115 166H114V170H115ZM1 169V168H0ZM1 169V170H2ZM40 169H42V168H40ZM51 169V168H50ZM79 169V168H78ZM78 169L76 170V171H78ZM80 169H82V167L80 168ZM83 169H84V167H83ZM82 169V170H83ZM101 169V168H100ZM102 169V170H103ZM46 170V169H45ZM44 170V171H45ZM48 170H49V168H48ZM81 170V171H82ZM88 170H87V172H85V174H88ZM98 170V169H97ZM43 171V170H42ZM43 171V172H44ZM50 171H52V170H50ZM60 171V172H61ZM99 171V170H98ZM42 172V173H43ZM48 172V171H47ZM59 172V173H60ZM63 172V173H64ZM55 173V174H54ZM58 173V174H59ZM74 173V172H73ZM78 173V172H77ZM76 173V174H77ZM84 173V172H83ZM96 173H98V172H96L95 171V175H96ZM102 173V172H101ZM104 173V172H103ZM107 173V172H106ZM143 173V172H142ZM44 174V173H43ZM72 174V173H71ZM82 173H80L79 175L82 177V175H81ZM109 174H111V172H110V170H109ZM113 174V173H112ZM16 176L17 177V179H16V177L15 178H12V176ZM93 175V174H92ZM92 175H91V177H92ZM99 175V174H98ZM105 175V174H104ZM107 175V174H106ZM105 175V176H106ZM33 176H37V177H33ZM45 176V177H44ZM64 176H65V174H64ZM74 176V175H73ZM87 176V175H86ZM86 176L85 175H83V177H85L84 179H86ZM88 176H90V175H88ZM102 176V175H101ZM66 177V176H65ZM67 177H69L68 175H67ZM71 177V176H70ZM75 177V176H74ZM80 177V178H81ZM83 177H82V179H81V181H79L78 180V182H77V184L79 183H81L82 182V180H84L83 179ZM94 177V178H93ZM92 178H90V179H92V180H89V181H93L94 183H93V185H91V187H89V186H84V188H83V185H82V188L80 187V185H78L81 189H84V190H82V192H83V196H84V200H83V204L82 205H85V206H89V207H93V206H96V204H98L99 203V205H101L100 204V202L102 203V201H105L106 200V198L109 196V194H112V192L110 191V193H108V196H107V192L110 190L109 189V186H108V184L106 185V186H104L100 181H99V177H100V175H99V177L97 178V176L95 177V176H93ZM127 177V178H126ZM71 178H73V177H71ZM78 177L76 176V179H77ZM103 178V177H102ZM106 178V177H105ZM108 178V177H107ZM112 178H113V176H112ZM114 178H115V176H114ZM75 179V178H74ZM75 179V180H76ZM89 179V178H88ZM88 179H86V180H88ZM110 179V178H109ZM116 179V178H115ZM54 180H56V182H54ZM65 180V179H64ZM75 180H73L72 181V179H71V186L69 185V187L71 188V190H73L72 189V185L74 186V183L76 182ZM85 180V181H86ZM113 180V179H112ZM111 179H110V181L108 182L109 184H114L115 182L114 181H112ZM117 180V179H116ZM68 181V180H67ZM66 181V182H67ZM75 181V182H74ZM102 181V180H101ZM105 181H107V180H105ZM121 181V180H120ZM120 181H118L117 180V182L119 183ZM65 182V187L66 188H64V190H62V189H59L58 191H57V201H55L53 204V206H55V205H57V209H56V212H57V214H58V216H57V214L55 215V216H57V217H59L58 219H57V221H56V226L54 227L53 226V228H50V226H47L46 227V229H45V224H44V222H46V221H48V220H44V222L43 223H41L42 225H44V226H42L40 223V225L39 226H42V228L43 229H45L46 231L48 230H53L54 228V232H53V234H52V232H51V234L54 236V241L53 240H50L51 242L53 241V247L54 248H58V251H59V253L58 254H60V256H62V258H64V256H65V250H67L68 251V249H66L67 247V243H69L68 241L70 240H68V236H69V233H70V227L68 226L69 225V223L72 221L71 219H69L68 217L70 216V214H68V216H64L63 214H62V212H66V207L68 208V206L69 207H71V204H72V202H71V204H70V202L68 203V201H67V196H66V193H67V191H69V188H68V184L67 183H69V182H67L66 183ZM87 182V181H86ZM102 182H104V181H102ZM113 182V183H112ZM88 183H90V182H88ZM92 183V182H91ZM121 183V182H120ZM119 183V184H120ZM67 184V185H66ZM76 184V183H75ZM77 184L75 185L76 187H77ZM85 185V184H84ZM87 185H90V184H87ZM110 185V186H111ZM121 185H123V183L121 184ZM58 186H57V188H58ZM108 186V187H107ZM116 186H118L116 183H115V186L113 185L112 187H116ZM120 186V185H119ZM49 187V186H48ZM47 187V191L49 190V188ZM50 187H54V186H52V185H50ZM122 187V186H121ZM120 187V188H121ZM60 188V187H59ZM119 188V187H118ZM119 188V189H120ZM51 189V188H50ZM65 189H66V191H65ZM76 188H74V190H75ZM81 189H79L78 187H77V190H75V194H76V191H80ZM115 189V188H114ZM117 189V188H116ZM122 189V188H121ZM43 191H44V189H42ZM41 190V191H42ZM54 190V189H53ZM53 190L51 189V192H52V194H50V195H52V196H56V195H54V193H53ZM73 190V191H74ZM108 190V191H107ZM111 190H113V188H111ZM50 191V190H49ZM48 191V192H49ZM120 191V190H119ZM154 191H156V190H154ZM55 192V191H54ZM122 192V193H123ZM80 193H81V191H80ZM148 193V192H147ZM12 194V195H11ZM46 194V193H45ZM55 194H56V192H55ZM74 194V195H75ZM163 194V193H162ZM82 195V194H81ZM9 196V195H8ZM50 197L51 198V200L53 199V201H54V198L53 197ZM71 196V195H70ZM76 196V195H75ZM111 196V195H110ZM109 196V197H110ZM149 196V195H148ZM10 197H9V199L7 198V196H6V198L5 199H8V201H10ZM79 196H77V198H78ZM147 197V196H146ZM153 197V196H152ZM159 197H160V195H159ZM2 198V199H3ZM80 198V197H79ZM1 199V201H3ZM4 199V200H5ZM41 199V200H40ZM43 199V200H44ZM146 199V198H145ZM48 200V199H47ZM74 200H75V197H74ZM77 200H79V199H77ZM11 201H15V198L12 200V198H11ZM10 201V202H11ZM18 201V200H17ZM16 201V202H17ZM22 201L20 202L21 204H23L22 203ZM40 201H41V204L43 203V205H41V204H39L40 203ZM45 201V200H44ZM50 201V200H49ZM52 201V202H53ZM76 201V200H75ZM80 201V200H79ZM107 201H110V199L108 200V198H107V200H106V202ZM122 201V200H121ZM5 202L7 203V200H5ZM15 202V203H16ZM51 202V201H50ZM2 203V202H1ZM0 203V204H1ZM4 203V202H3ZM15 203H13L12 202V204H10L9 206H11V205H15V207L17 206V207H21V206H18V205H21V204H15ZM26 203H27V206H26ZM74 203V202H73ZM76 203V202H75ZM74 203V204H75ZM107 203H109V202H107ZM9 204V202L7 203V205ZM49 203H47V205H48ZM50 204H52V203H50ZM49 204V205H50ZM70 204V205H69ZM104 204H106V203H104ZM103 204V205H104ZM119 204V203H118ZM1 205H4V204H1ZM14 205H13V207H14ZM5 206V205H4ZM9 206H7V207H9ZM40 206H39V208H40ZM52 206V207H53ZM72 206H75V205H72ZM76 206H78V204H76ZM108 206V205H107ZM16 207V209H18ZM47 207V206H46ZM79 207V206H78ZM88 207V208H89ZM97 207H99V206H97ZM1 208V207H0ZM3 208H5V207H3ZM11 208H12V206H11ZM39 208L37 209L38 210V212L40 213V211H39ZM51 208V207H50ZM65 208V209H64ZM72 208V207H71ZM70 208V209H71ZM6 209V208H5ZM15 209V208H14ZM13 209V210H14ZM21 209L22 208H20V211H21ZM22 209V210H23ZM33 209V208H32ZM31 208H29V210H32ZM41 209V208H40ZM43 209V208H42ZM73 209H75V208H73ZM81 209H83V210H85L84 208H81ZM95 209V208H94ZM12 210V209H11ZM27 210H28V208H27ZM29 210L27 211V213L29 212ZM34 210H36V209H34ZM36 210V211H37ZM45 210V209H44ZM51 210H55V207H53ZM80 210V209H79ZM78 210V211H79ZM129 210H130V208H129ZM166 210V209H165ZM5 212H6V210H4ZM8 211V210H7ZM17 211V213L15 212V214H16V216H17V214L18 213H20L19 212V209L18 210H16ZM35 211V212H36ZM49 211V210H48ZM48 211H47V213H48ZM70 211H73V214H74V210H70ZM76 211V210H75ZM106 211V210H105ZM109 211V210H108ZM168 211V210H167ZM1 212H3V211H1L0 210V213ZM5 212H4V214H5ZM23 212V211H22ZM21 212V214H23ZM37 212V213H38ZM54 212V211H53ZM69 212V211H68ZM103 212V211H102ZM8 213V212H7ZM9 213H10V209H9ZM8 213V214H9ZM24 213H26V212H24ZM33 214V212H30L29 214ZM36 213V214H37ZM42 213V212H41ZM40 213V214H41ZM52 212L50 211L48 214H51ZM81 213L82 212H80L79 213V215H81ZM85 213V212H84ZM88 213V212H87ZM4 214H1L0 215V217L1 216H3ZM31 214V215H32ZM35 214V215H36ZM40 214L39 215H37V217L39 216V217H41L40 219L38 218V220L36 219V221H34V222H36L37 224L36 225H34V224H30V225H34L33 227L34 228H36V226L38 227V221L39 220H42V217L43 216H40ZM53 214V213H52ZM65 214H67V213H65ZM72 214V212H71V215H73ZM102 214H104V213H102ZM150 214V213H149ZM10 215V214H9ZM26 215H28V214H25V217H26ZM35 215H33V216H35ZM44 215V214H43ZM76 215V214H75ZM85 215V214H84ZM105 215V214H104ZM107 215V214H106ZM153 215H157V214H153ZM159 215V214H158ZM158 215H157V217H158ZM163 215V214H162ZM162 215H159L160 217L162 216ZM15 216V217H16ZM51 215H48V217H47V214H46V217L47 218H49ZM53 216V215H52ZM74 216V215H73ZM82 216V215H81ZM142 216V215H141ZM9 217V216H8ZM7 217V218H8ZM21 217V216H20ZM45 217V216H44ZM54 217V216H53ZM70 217H72V216H70ZM165 217H167V216H165ZM3 218H5V217H3ZM3 218L1 217V219L3 220ZM11 218V217H10ZM14 218V217H13ZM12 218V219H13ZM17 218V217H16ZM15 218V219H16ZM19 218V217H18ZM18 218H17V220H18ZM27 218H28V216L26 217V220H27ZM35 218H36V216H35ZM35 218H33V219H35ZM74 218H75V216H74ZM80 218V217H79ZM79 218H76L77 220L79 219ZM90 218V217H89ZM122 218V217H121ZM148 218V217H147ZM168 218V217H167ZM6 219V218H5ZM11 219V220H12ZM14 219V220H15ZM24 219V218H23ZM51 219V221L53 222V220L54 219H52V218H50ZM69 221H68V220ZM84 219V218H83ZM87 219V218H86ZM158 219H159V217H158ZM10 220V219H9ZM13 220V221H14ZM16 220V221H17ZM42 220V221H43ZM5 220H3L2 221V223L4 222ZM6 221H8L7 219H6ZM12 221V222H13ZM16 221H15V223H16ZM20 221L22 222V219H20ZM28 221V220H27ZM51 221H50V223H51ZM76 221V220H75ZM84 221H86V220H84ZM131 221V220H130ZM10 222V221H9ZM8 222V225H7V230H9L8 229V226H9V223ZM17 222H19V220L17 221ZM29 222V221H28ZM54 222H55V220H54ZM78 222V224L80 223L79 221H77ZM14 223V224H15ZM32 223V222H31ZM50 223H48V224H50ZM71 223H75V224H77L76 222H74V221H72ZM82 223V222H81ZM7 224V223H6ZM6 224H5V226H6ZM26 224V223H25ZM48 224H46V225H48ZM54 224H51V227H52V225H54ZM0 225H2L1 224V221H0ZM11 225H12V223H11ZM20 225V223L18 224V226ZM21 225H22V223H21ZM29 225V224H28ZM4 226V227H5ZM17 226V225H16ZM15 226V227H16ZM17 226V227H18ZM23 226V225H22ZM27 226V225H26ZM73 226H77V225H73ZM72 226V227H73ZM121 226V225H120ZM1 228L3 227V226H0ZM12 226H10L9 228H11ZM17 227L15 228V229H17ZM29 227H31V226H28V228ZM83 227V226H82ZM118 227V226H117ZM1 228H0V230H1ZM19 228V227H18ZM24 228V227H23ZM27 228V229H28ZM40 228V227H39ZM41 228V229H42ZM6 229V228H5ZM5 229L3 230V232H4V235L6 234L5 232ZM22 229V228H21ZM30 229H32V228H30ZM38 229V228H37ZM42 229V230H43ZM120 229V228H119ZM118 229V230H119ZM2 230L0 231V234L2 233V235H3V232H2ZM14 230V229H13ZM18 230V229H17ZM35 231L34 232H36V229H34ZM74 230V229H73ZM125 230V229H124ZM10 231H11V229H10ZM25 231H26V229H25ZM39 231V230H38ZM75 231H77V230H75ZM84 231V230H83ZM12 232V231H11ZM8 233L9 235L11 234L12 235V233H14V232H12V233ZM18 232V231H17ZM22 232V231H21ZM27 232H28V234H29V231L27 230ZM41 232V231H40ZM42 232H44V230L42 231ZM41 232V233H42ZM16 233V232H15ZM22 233H24V232H22ZM30 233H33V231H31ZM40 233V234H41ZM117 233V232H116ZM8 234H6L7 235V237H8ZM20 234V233H19ZM34 234V233H33ZM96 234V233H95ZM3 235V236H4ZM6 235H5V237H6ZM17 234H14V236H15V238L14 239H18V238H16L17 236H16ZM35 235V234H34ZM43 235L44 234H42V238H46V236H44L43 237ZM47 235H48V233H47ZM86 235V234H85ZM3 236H1V237H3ZM20 236H21V240L23 239L22 238V235L20 234ZM24 236H25V234H24ZM29 236V235H28ZM39 236V235H38ZM51 236V235H50ZM0 237V238H1ZM4 237V238H5ZM19 237V236H18ZM41 237V236H40ZM4 238H1V240L3 239V241H4ZM9 238V237H8ZM8 238H6V239H8ZM11 238H13L12 236H11ZM42 238H40V239H42ZM50 238H52V237H50ZM100 238H102L101 236H100ZM5 239V240H6ZM30 239V238H29ZM33 239H34V237H33ZM33 239H32V241H33ZM35 239H37L38 240V242H40L39 241V238H36L35 237ZM34 239V240H35ZM49 239V238H48ZM48 239H46L47 241H49ZM0 240V241H1ZM11 240H13V239H11ZM10 240V241H11ZM24 240V239H23ZM37 240H36V242H37ZM45 240V241H46ZM102 240V239H101ZM10 241H8V240H6V243H10ZM14 241V240H13ZM13 241H11V242H13ZM25 241H26V239H25ZM25 241H23V242H25ZM32 241H30V243L32 242ZM44 241V240H43ZM42 241V242H43ZM81 241V240H80ZM20 242V241H19ZM35 242V241H34ZM33 242V243H34ZM109 242V241H108ZM2 243V242H1ZM1 243H0V247H1ZM6 243H4V244H6ZM15 243V242H14ZM18 243V242H17ZM17 243H15L16 245H17ZM33 243H31V244H33ZM41 243V242H40ZM44 243H46V242H44ZM47 243H49V242H47ZM104 243H105V241H104ZM11 244V247L12 246H14V245H12L13 243H10ZM29 244V243H28ZM50 244V246L52 245L51 243H49ZM100 244V243H99ZM22 245V244H21ZM25 245H26V243H25ZM24 245V246H25ZM42 245V244H41ZM45 245V244H44ZM47 245V244H46ZM45 245V248H44V251H45V249H47L46 246ZM5 246V249L6 248H9V249H11L10 248V246L9 247H6L7 246V244L6 245H4ZM27 246V245H26ZM29 246V245H28ZM27 246V247H28ZM33 246H35V245H33ZM110 246H111V244H110ZM109 246V247H110ZM20 246H18L17 245V248H19ZM22 247V246H21ZM35 247H38L37 245L35 246ZM44 247V246H43ZM43 247L42 246H40L39 248H41V249H43ZM108 247V248H109ZM3 248V247H2ZM13 248H15V246L13 247ZM12 248V249H13ZM31 248V247H30ZM30 248L26 251V252H28L29 250H30ZM39 248H36L37 250L39 249ZM48 248H49V246H48ZM51 248V247H50ZM9 249H7L8 251L7 252H9ZM11 249V250H12ZM16 249V248H15ZM14 249V250H15ZM21 249V248H20ZM36 249H33L36 253L35 254H39L40 253V249H39V251L37 252L36 251ZM51 249H53V248H51ZM78 249V248H77ZM0 250H2L1 248H0ZM16 250H18V249H16ZM16 250H15V252H16ZM31 250H32V248H31ZM32 250V251H33ZM48 250V249H47ZM5 251V250H4ZM3 251V252H4ZM13 251V250H12ZM21 251H22V249H21ZM24 251H25V249H24ZM34 251H33V253H32V256H34L35 254H34ZM52 251H54L55 252V249L54 250H52ZM57 251V250H56ZM80 251V250H79ZM120 251V250H119ZM3 252H2V255H1V257L3 256ZM7 252H5V253H7ZM11 252V251H10ZM9 252V253H10ZM15 252H12V254L13 253H15ZM41 252H43V250H41ZM54 252H51V254L52 253H54ZM17 253V252H16ZM24 253V252H23ZM44 253H46V251L44 252ZM12 254L10 255L11 257H13L12 256ZM26 254V253H25ZM34 254V255H33ZM41 254V253H40ZM50 254V253H49ZM57 254V253H56ZM7 255H8V253H7ZM14 255V254H13ZM22 255V256H21ZM21 255H19V251H18V257H22V258H19V260L20 259H25V258H23V254H21ZM27 255H29V254H26V256ZM120 255V254H119ZM31 256V257H32ZM39 255H36V256H34V257H36L35 259L37 260V258H39V257H43L42 256V254H41V256H39ZM80 256V255H79ZM0 257V258H1ZM7 257V256H6ZM5 257V258H6ZM9 257V256H8ZM7 257V258H8ZM10 257V258H11ZM15 257V256H14ZM17 257V258H18ZM25 257V256H24ZM34 257H33V259H34ZM76 257V256H75ZM4 258V257H3ZM77 258V257H76ZM32 259V260H33ZM34 259V260H35ZM43 259V258H42ZM58 259V258H57ZM8 260V259H7ZM6 260V261H7ZM10 260V259H9ZM13 260V258L11 259V261ZM27 260V259H26ZM36 260L34 261L35 263H36ZM40 260V259H39ZM44 260V259H43ZM52 260V259H51ZM116 260H117V258H116ZM4 261V260H3ZM18 261V260H17ZM24 261V260H23ZM22 261V262H23ZM41 261V260H40ZM39 261V262H40ZM50 261V260H49ZM59 261V260H58ZM115 261V260H114ZM1 263H2V258H1V261H0ZM13 262V261H12ZM18 262H21V261H18ZM75 262V261H74ZM77 262V261H76ZM107 262V261H106ZM4 263H6V262H4ZM8 263V262H7ZM11 263V262H10ZM13 263H15V262H13ZM28 263V262H27ZM30 263V262H29ZM48 263V262H47ZM51 264H52V262H50ZM57 263V262H56ZM62 263V262H61ZM81 263V262H80ZM20 264V263H19ZM39 264V263H38ZM41 264V263H40Z\"/></svg>",
  "mask_w": 264,
  "mask_h": 264
}]
</instances>
